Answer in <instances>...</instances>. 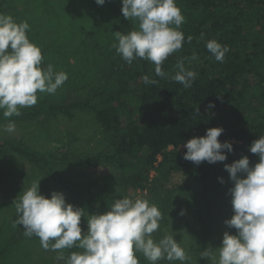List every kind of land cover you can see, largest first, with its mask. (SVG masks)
Here are the masks:
<instances>
[{
	"label": "trees",
	"instance_id": "trees-1",
	"mask_svg": "<svg viewBox=\"0 0 264 264\" xmlns=\"http://www.w3.org/2000/svg\"><path fill=\"white\" fill-rule=\"evenodd\" d=\"M106 2L122 21L126 33L135 29L113 0ZM175 3L185 18L180 27L185 42L164 61L166 77H157L149 61L136 59L131 65L122 61L105 74L106 85L85 100L41 101L20 109V116L9 118L0 110V121L12 122L30 121L41 115L71 119L77 111L90 113L107 136L106 151L71 157L64 147L39 153L19 140L0 138V155H19L43 167L54 180L57 178L52 164L90 166L106 162L120 174L126 196L154 195L163 209L181 202L190 206L194 197L206 199L212 190L216 195L228 192L233 184L224 165L243 156L248 157L250 166L258 163V156L248 148L255 139L264 136V0H175ZM189 36L191 42L187 41ZM213 39L230 49L223 63L217 62L205 47L206 41ZM193 53L198 59H190ZM181 58L185 68L197 73L191 88L185 89L171 79ZM145 75L157 83L145 85L142 80ZM209 102L215 107L205 112ZM210 128H222L218 141L232 144V153L225 150L227 159L199 165L183 159L186 151L181 153L178 147L193 137L204 136ZM175 176L183 178L182 186H168ZM221 179L224 183H220ZM59 182L77 196L78 186ZM86 187V183L79 185L81 189ZM121 198L111 193L97 195L94 200L109 205Z\"/></svg>",
	"mask_w": 264,
	"mask_h": 264
},
{
	"label": "clouds",
	"instance_id": "clouds-1",
	"mask_svg": "<svg viewBox=\"0 0 264 264\" xmlns=\"http://www.w3.org/2000/svg\"><path fill=\"white\" fill-rule=\"evenodd\" d=\"M102 6L105 0H95ZM121 13L125 20L135 21L138 27L125 34L115 32L112 47L121 59L131 65L136 59L154 65L157 77L164 78V61L178 52L185 42L180 31L185 18L175 0H121ZM29 24L15 22L13 17L0 13V110L9 118L20 116L21 108L35 106L37 93L55 94L68 79L67 73L55 71L52 64L43 68L41 49L27 36ZM203 39V34H201ZM192 37L187 38L191 42ZM207 51L217 62L223 63L230 51L227 45L216 40L205 43ZM191 60L198 59L193 53ZM171 79L191 88L197 73L185 68L184 59L175 64ZM145 85L156 84L148 75L142 77ZM219 99L220 97L217 96ZM215 107L209 102L205 112ZM198 113V109L196 110ZM199 114V113H198ZM214 115V113H212ZM15 123L0 125V133L15 132ZM222 128H210L202 137H193L183 144V159L196 165L201 162H224L232 153L229 142H219ZM248 151L256 154L259 162L250 166L247 156L241 157L224 170L233 186L231 196L233 215L225 220L227 228L236 230L235 235L224 232L220 247H207L200 253L201 259L210 264H264V136L255 139ZM243 177V178H241ZM41 180V179H40ZM13 201L16 219L12 226H23V234L37 237L45 250L57 252L56 260L63 264H139L136 253L149 264L166 260L169 264H187L191 260L186 250L167 234L154 240L153 233L164 219L157 205L143 197L117 199L104 214H87V230L82 233L81 218L85 211L66 203L60 192H51L50 198L39 193V181ZM220 183H224L221 179ZM183 214V213H181ZM79 249L64 255L65 249Z\"/></svg>",
	"mask_w": 264,
	"mask_h": 264
},
{
	"label": "rangeland",
	"instance_id": "rangeland-1",
	"mask_svg": "<svg viewBox=\"0 0 264 264\" xmlns=\"http://www.w3.org/2000/svg\"><path fill=\"white\" fill-rule=\"evenodd\" d=\"M113 1L121 9V0ZM0 13L10 15L17 23L26 21L29 24L27 36L41 49L43 68L52 64L55 71L67 73V81L55 94L38 92L36 104L41 101L71 103L85 100L93 91L106 85L105 74L113 65L123 61L112 44L115 42L113 34H125L126 30L106 0L102 6L95 0H0ZM130 21L136 29L137 22ZM7 123L9 121H0V125ZM14 123L15 132L0 133V138L19 140L39 153L64 147L69 156L77 157L106 151L109 146L102 127L93 115L83 111H77L71 119L41 115L30 121ZM52 167L57 180L48 176L40 165L19 155H0V264H63V261L56 260L57 252L41 247L38 238L26 237L23 226H12L17 215L13 201L34 181L41 179L39 193L46 198H50L53 191L60 192L66 203L85 211V218L82 217L80 223L82 233L87 230V214H104L112 205L95 201V196L111 193L122 198L126 196L120 174L112 164H52ZM59 181L78 186L77 196ZM82 183L87 187L79 188ZM183 183L181 176H175L168 186H182ZM223 193L216 195L212 190L206 199L194 197L190 206L181 202L173 206L168 204L166 209H163V204L156 203L154 195L139 193L136 197L157 205L164 217L160 228L153 233L154 240L172 234L191 257L187 264H210V261L200 258V253L207 247H220L224 232L236 234L234 228L229 229L224 224L233 211L229 192ZM73 251L80 250L65 249V257ZM136 256L139 264H149L142 254L136 253ZM159 264L169 262L162 260Z\"/></svg>",
	"mask_w": 264,
	"mask_h": 264
},
{
	"label": "built area",
	"instance_id": "built-area-1",
	"mask_svg": "<svg viewBox=\"0 0 264 264\" xmlns=\"http://www.w3.org/2000/svg\"><path fill=\"white\" fill-rule=\"evenodd\" d=\"M232 142H234V141H232ZM170 148H172V147H170ZM178 150H179L181 153H184V151H186V149L183 147V145L179 146V147H178Z\"/></svg>",
	"mask_w": 264,
	"mask_h": 264
}]
</instances>
